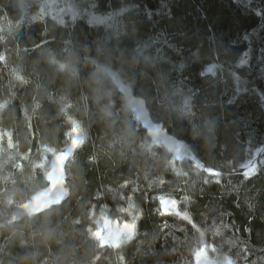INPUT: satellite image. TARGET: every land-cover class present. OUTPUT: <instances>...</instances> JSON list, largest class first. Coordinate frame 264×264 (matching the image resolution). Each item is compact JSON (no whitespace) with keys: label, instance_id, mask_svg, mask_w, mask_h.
I'll use <instances>...</instances> for the list:
<instances>
[{"label":"trees","instance_id":"obj_1","mask_svg":"<svg viewBox=\"0 0 264 264\" xmlns=\"http://www.w3.org/2000/svg\"><path fill=\"white\" fill-rule=\"evenodd\" d=\"M58 2L0 0V264H264V0Z\"/></svg>","mask_w":264,"mask_h":264},{"label":"snow or ice","instance_id":"obj_2","mask_svg":"<svg viewBox=\"0 0 264 264\" xmlns=\"http://www.w3.org/2000/svg\"><path fill=\"white\" fill-rule=\"evenodd\" d=\"M245 63V61H241V64ZM209 71L211 72L212 69H209ZM193 162H194V167L202 170L203 172L207 173L209 176H213V177H219L221 175V173L219 171H217L214 168L211 167H206L203 163H201L197 157L193 158ZM240 168L242 169V175L245 178H251L253 175L257 174L260 171V168L257 165V162L255 160H247L245 163H242L240 165ZM177 175H180L179 170L173 169ZM186 175V174H185ZM205 182L207 183V180H205ZM217 183H219V180H216ZM160 183H163V181H160ZM156 199L159 200V204L160 207L156 210L158 214L160 215H167V214H174L178 217H180L183 220L188 221L189 223L192 222V218L190 213H188L187 211L181 212L178 208V201L176 199L173 198H169L166 196H159ZM183 200L185 203L189 202L190 197L188 196H184ZM135 207V205L131 202V199L129 198V203H128V207L127 208H121L120 211L121 212H131V210ZM143 216V212L139 209L136 210L135 214H132V219L130 222H126L124 224V227L130 228L131 231L127 234V238L128 240H131L134 238V236L136 235V230L138 227V221L140 218H142ZM105 217H107L105 215ZM164 227H167V225H164ZM193 227L200 230L201 235H203V230H201L200 227H198L197 225L193 224ZM215 234L216 235H221V230L219 227H217L215 229ZM231 243V242H230ZM102 247H106L107 245H101ZM117 247H119V245H117ZM211 249L212 251L216 250V246L213 244L211 245ZM244 251H247L246 249ZM194 252V256H195V260H196V264H215V261L212 260V258H210L207 253H208V246H204L203 250L197 248L193 250ZM121 259H123L121 257ZM223 264H235L234 260L232 259L230 254H225L224 255V259H223Z\"/></svg>","mask_w":264,"mask_h":264},{"label":"rangeland","instance_id":"obj_3","mask_svg":"<svg viewBox=\"0 0 264 264\" xmlns=\"http://www.w3.org/2000/svg\"><path fill=\"white\" fill-rule=\"evenodd\" d=\"M37 1H39V0H37ZM62 1L64 2V4H65V2H67V0H62ZM43 2L44 3L46 2L45 3L46 6L54 7V8L57 6V3L59 4L58 0H43ZM40 3H41V1H40ZM126 89H127V91H129L128 87H126ZM130 100H132V99H130ZM137 114H138L137 117H143V112L139 108L137 109ZM155 139H156V141H158V137H156ZM74 147L75 146L69 148L66 153L54 158L58 161L56 164H55V161L54 162H53V160L50 161L49 166L51 167V170L49 171V176H50L51 182H50V186L47 190H45L44 192H41L35 196V197L39 198L40 201H43V200L46 201L47 200V202L49 203L50 200H52V198L59 197L61 193H64L63 196L66 194V188L64 185L65 184V163H66L65 160L72 153V151L74 150ZM183 150L186 154L187 149L185 148V146H182V148H180V144H178L177 147H174L175 154L178 157L183 155ZM187 151L189 154V155H187V157L191 156L190 151L189 150H187ZM184 157H185V155L179 157L178 160L182 161V160L187 158V157H185V158ZM53 165H54V169L52 170ZM46 195L48 196L47 199L44 198ZM34 207H38L40 209L39 205L38 206L34 205ZM34 207L30 208L29 211L34 210ZM130 231H131V229L128 230V233ZM223 259L224 258L221 259L220 264H223Z\"/></svg>","mask_w":264,"mask_h":264}]
</instances>
